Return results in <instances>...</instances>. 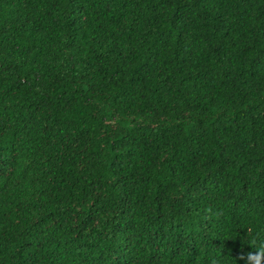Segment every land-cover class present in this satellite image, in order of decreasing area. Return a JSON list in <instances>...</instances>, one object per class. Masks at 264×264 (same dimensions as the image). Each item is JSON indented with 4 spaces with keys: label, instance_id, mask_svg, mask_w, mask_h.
Instances as JSON below:
<instances>
[{
    "label": "trees",
    "instance_id": "16d2710c",
    "mask_svg": "<svg viewBox=\"0 0 264 264\" xmlns=\"http://www.w3.org/2000/svg\"><path fill=\"white\" fill-rule=\"evenodd\" d=\"M256 233L264 0H0V264H235Z\"/></svg>",
    "mask_w": 264,
    "mask_h": 264
},
{
    "label": "clouds",
    "instance_id": "9594fccd",
    "mask_svg": "<svg viewBox=\"0 0 264 264\" xmlns=\"http://www.w3.org/2000/svg\"><path fill=\"white\" fill-rule=\"evenodd\" d=\"M244 244L250 246L251 250L246 251ZM232 258L235 264L243 262V264H264V239H261L260 234L256 233L249 238L247 243L243 241L239 252ZM222 264V262H218Z\"/></svg>",
    "mask_w": 264,
    "mask_h": 264
}]
</instances>
